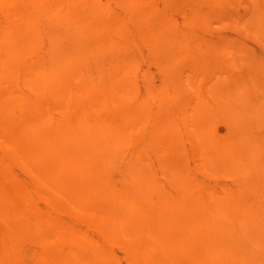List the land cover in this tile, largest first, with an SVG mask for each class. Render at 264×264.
I'll list each match as a JSON object with an SVG mask.
<instances>
[{
    "label": "rangeland",
    "instance_id": "374dc122",
    "mask_svg": "<svg viewBox=\"0 0 264 264\" xmlns=\"http://www.w3.org/2000/svg\"><path fill=\"white\" fill-rule=\"evenodd\" d=\"M263 3L0 0V25L27 50L25 70L39 62L50 72L55 61L76 55L73 67L84 73L98 70L96 75L102 73L108 82L107 73L118 67L127 76L134 114L141 110L148 119L146 130L135 133L130 152L140 154L149 175L171 199L177 198V186L168 170L178 165L173 159L178 153L197 198L219 205L217 223L227 243L216 263L264 264ZM72 81L78 87L84 78ZM0 163L29 191L32 213L47 215L63 228L56 244L77 236L89 240L109 264H161L137 253L156 246L148 236L138 238L128 229L111 235L112 223L103 218L108 212L100 204L51 205L36 174L10 159L2 142ZM123 168L121 164L109 174L119 187ZM34 247L29 242L23 249ZM179 263L184 264L168 262Z\"/></svg>",
    "mask_w": 264,
    "mask_h": 264
},
{
    "label": "bare ground",
    "instance_id": "6f19581e",
    "mask_svg": "<svg viewBox=\"0 0 264 264\" xmlns=\"http://www.w3.org/2000/svg\"><path fill=\"white\" fill-rule=\"evenodd\" d=\"M26 51L0 25V53H4L0 57V142L10 159L36 174L48 190L44 192L51 205L100 204L108 212L103 218L112 223L111 235L128 229L125 233L151 238L156 246L137 252L144 259L161 264L171 260L223 264L216 263L226 253L227 243L217 223L219 205L197 198V188L178 153L172 152L178 165L168 170L177 186V198L171 199L149 175L140 154L130 152L135 133L146 130L148 119L141 110L137 117L134 114L127 76L118 67L109 70L108 82L102 73L96 75L98 70L95 75L84 73L73 67L79 60L76 55L55 61L50 72L39 62L25 70ZM79 78H84L83 83L74 86L72 80ZM121 164L125 169L119 187L109 174ZM32 202L27 188L0 163V264H109L89 240L72 236L56 244L63 238V228H56L47 215L32 213ZM29 242L36 249L24 250Z\"/></svg>",
    "mask_w": 264,
    "mask_h": 264
}]
</instances>
